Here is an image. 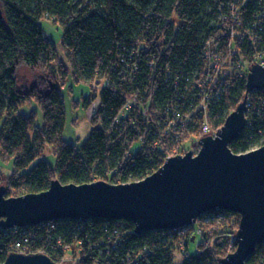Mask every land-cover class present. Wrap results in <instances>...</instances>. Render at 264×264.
Segmentation results:
<instances>
[{
    "label": "trees",
    "instance_id": "trees-1",
    "mask_svg": "<svg viewBox=\"0 0 264 264\" xmlns=\"http://www.w3.org/2000/svg\"><path fill=\"white\" fill-rule=\"evenodd\" d=\"M0 1V155L14 159L2 182L8 196L41 192L53 179L146 177L225 123L246 95L250 65L264 53V0ZM48 17L62 28L59 45L43 27ZM22 66L39 73L30 86L19 83ZM68 79L88 83L86 108L99 101L80 148L63 137ZM33 101L41 123L34 110H21ZM247 116L230 143L236 153L264 145V89L249 93ZM240 218L219 210L180 230L141 234L124 219L1 228L0 263L27 236L32 252L59 263L70 253L75 264H221L238 246ZM246 264H264V242Z\"/></svg>",
    "mask_w": 264,
    "mask_h": 264
},
{
    "label": "water",
    "instance_id": "water-1",
    "mask_svg": "<svg viewBox=\"0 0 264 264\" xmlns=\"http://www.w3.org/2000/svg\"><path fill=\"white\" fill-rule=\"evenodd\" d=\"M3 8L0 1V18ZM264 89V65L248 71L246 95L215 135L199 139V150L169 156L156 171L125 183L96 180L63 183L53 179L41 192L7 195L0 185V229L46 221L124 219L138 234L190 226L206 213L241 215L238 247L221 264H246L264 242V145L236 153L230 143L247 124L248 95ZM194 239V238H193ZM0 264H71L43 252L12 251Z\"/></svg>",
    "mask_w": 264,
    "mask_h": 264
},
{
    "label": "rangeland",
    "instance_id": "rangeland-1",
    "mask_svg": "<svg viewBox=\"0 0 264 264\" xmlns=\"http://www.w3.org/2000/svg\"><path fill=\"white\" fill-rule=\"evenodd\" d=\"M43 27L51 37V39L59 45L61 43V32L62 28L59 23L55 22L52 18H44L42 20ZM19 83L23 86L32 85L38 76V72L30 69L27 66L20 67L19 70ZM63 95L65 99V109H66V119L63 130V137L69 143L75 145L77 148H80L91 132V108H86L84 105V98L87 97L91 93V89L86 82H76L73 79L69 82V79L64 85ZM91 105V104H90ZM93 105V104H92ZM91 105V106H92ZM21 110L28 113L31 110H34L37 113L36 120L38 123L42 121V111L39 106L33 101L31 104H25L21 106ZM259 147V146H258ZM200 146L196 148H192L195 152L199 150ZM257 148V147H255ZM176 154H185V153H176ZM173 156L175 154H172ZM47 157L51 162H55L56 158L51 149H48ZM14 171V159L13 157L3 158L0 155V172L2 173V177L0 178V184H2L3 180H6L5 177L11 176ZM4 176V179H3ZM200 241L198 238L197 241L189 244V253H195L197 250V244ZM176 261H180L182 256L179 252L175 254ZM71 263V262H69ZM178 263V262H177ZM71 264H75L71 263Z\"/></svg>",
    "mask_w": 264,
    "mask_h": 264
},
{
    "label": "built area",
    "instance_id": "built-area-1",
    "mask_svg": "<svg viewBox=\"0 0 264 264\" xmlns=\"http://www.w3.org/2000/svg\"><path fill=\"white\" fill-rule=\"evenodd\" d=\"M256 63H260V64H262V65H264V53H262L260 56H259V58H258V60L257 61H255ZM215 66H216V68H220V63L219 62H217L216 64H215ZM251 66V65H250ZM249 69H250V67H249ZM249 69H248V71H249ZM99 104V101L98 100H96L94 103H93V105L92 106H90V108H91V112H93V109L95 108V107H97V105ZM247 112H248V109H247ZM246 115H247V113H246ZM247 121H248V116H247ZM223 126V125H222ZM221 126V127H222ZM220 127V128H221ZM219 128V129H220ZM218 129V130H219ZM208 130H209V128H208V125H206L205 126V131L208 133ZM218 130H216V131H214L213 133H210V134H212V135H215L216 133H217V131ZM207 135V134H206ZM199 142V141H198ZM198 145H199V143H198ZM175 155H179V154H175ZM174 155V156H175ZM171 156H173V155H170V157ZM169 157V156H168ZM167 157V158H168ZM166 158V159H167ZM2 177V173L0 172V178ZM1 185V184H0ZM199 220V219H198ZM49 222V221H48ZM198 222V221H197ZM196 222V223H197ZM196 223H194V224H196ZM193 225V224H192ZM15 227H18V226H15ZM15 227H12V228H15ZM188 227V226H187ZM182 228H186V227H181V228H177V229H182ZM172 230H175V229H172ZM116 232H117V230H115ZM238 247V246H237ZM237 249V248H236ZM13 251H15V252H20V253H35V252H32L31 251V249H30V240H29V238L27 237V236H24L22 239H20V240H18L16 243H15V246H14V250ZM63 262H67V263H69V262H71V263H74V262H76V258H75V256H73L72 254H70V253H67L66 254V256H65V258H64V261ZM134 264H140L138 261H135V263Z\"/></svg>",
    "mask_w": 264,
    "mask_h": 264
}]
</instances>
